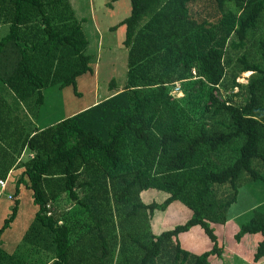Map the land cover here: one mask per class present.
I'll return each mask as SVG.
<instances>
[{"label": "trees", "instance_id": "obj_1", "mask_svg": "<svg viewBox=\"0 0 264 264\" xmlns=\"http://www.w3.org/2000/svg\"><path fill=\"white\" fill-rule=\"evenodd\" d=\"M130 3V15L111 28L126 30L122 91L31 133L0 90V179L16 183L15 205L0 229V264H219L226 248L214 225H227L244 178L264 181L258 167H264V63L238 57L233 81L244 103L224 101L218 88L264 19V0ZM83 21L70 0H0V25L8 26L0 38V82L30 104L33 116L46 89L76 90L78 79L92 73ZM246 72L248 84L237 83ZM175 84L189 98L212 87L207 121L195 133L183 128ZM25 149L34 156L10 172ZM22 186L37 211L22 241L7 251L1 236L17 217ZM151 189L169 196L146 204L141 196ZM63 195L74 203L69 212L54 208ZM174 203L191 218L156 235V212ZM195 227L213 243L200 255L181 241ZM231 234L237 243L259 235L254 262L264 260V213L256 211Z\"/></svg>", "mask_w": 264, "mask_h": 264}, {"label": "rangeland", "instance_id": "obj_2", "mask_svg": "<svg viewBox=\"0 0 264 264\" xmlns=\"http://www.w3.org/2000/svg\"><path fill=\"white\" fill-rule=\"evenodd\" d=\"M89 2L95 9L97 16L95 21L99 22L104 36V38L99 40L97 32L92 29L89 30L90 17L87 21H83L82 25L91 40L86 54L93 56L91 62L92 73L83 75L78 79L76 90L73 86L64 88L55 86L46 89L44 91L45 103L38 109L40 113L44 112L43 122L40 123V120L37 119L39 114L35 117L29 111L30 104H27V108L26 104L22 103L8 87L0 82L2 97L12 107L13 114L18 117L20 123L25 124L31 133L80 113L84 111L82 110L83 108L91 107L97 101L108 99L110 95L116 93V91L123 90L126 86L129 57L128 50L124 46L126 30L125 27H120L116 33H111V29L109 28L117 25L130 15V0H120L114 3L113 9H110L109 6L112 0H89ZM76 3L81 6V8H78V11L81 9L84 17H86L90 3H86L85 0H76ZM79 20H81V16ZM7 32L8 26L0 25V38L4 34L6 35ZM263 45L264 19L258 28L250 33L246 48L233 56L234 63L226 70V77L218 87L219 96L224 101L235 102L236 104H241L246 101V94H240L239 88L234 86L233 76L238 74L241 68L238 65L237 59L243 54H247L251 62L263 64ZM251 75L252 72L240 73L236 81L242 85H247ZM196 80L198 79L195 78L192 81H188L186 87L191 88ZM211 91L212 87L208 85L204 90L193 93L192 98L186 97L185 94L177 95L172 91L171 94L180 99L179 108H184L185 113L181 114L182 124L185 130L195 133L198 131L199 126L207 121L204 115V108ZM33 156L34 154L29 149H25L14 166V169L21 167L24 162ZM23 158L24 162L22 161ZM258 167L264 175V167H262V164L258 163ZM15 189L16 183L14 181L10 182L7 191L4 192L0 200V229L12 213V208L16 200H11L9 196L15 194ZM223 189L227 190L228 188L223 187ZM168 196L169 194L154 189L142 193V198L147 202L146 204L153 202L163 203ZM17 201H19L17 217L1 236V244L7 251H10L12 246L15 247L16 242L22 241V237L31 226L37 211L33 202L32 192L26 186H22ZM145 201L143 202L145 203ZM58 203V206L54 205L55 210L65 212H69L74 205L64 195ZM256 211L264 213V181L255 182L249 178H244L240 187L238 202L230 210L227 225H214L221 240V245H224L226 248L222 257V263L220 262L219 264H264V260L260 263L254 262V248L261 240L259 235L255 236L253 240L246 237L242 243H237L231 234L235 228L248 222ZM155 215L153 223L154 227H157V232L155 233L157 235V233L160 234L163 231L171 230L176 226L185 224L191 218V211L182 204L176 203L170 206L166 212L157 211ZM154 227L152 226V228ZM229 230L231 233H229ZM181 241L184 248L195 255H200L211 250L213 247V243L201 227H195L189 233L182 234Z\"/></svg>", "mask_w": 264, "mask_h": 264}, {"label": "crops", "instance_id": "obj_3", "mask_svg": "<svg viewBox=\"0 0 264 264\" xmlns=\"http://www.w3.org/2000/svg\"><path fill=\"white\" fill-rule=\"evenodd\" d=\"M71 1V4H72V7L74 8V10H75V12H76V14H77V17H78V19H80V16H81V20H84V21H87L88 20V18L90 17V19H91V21H90V29L89 30H95L96 32H97V37L99 38V40H101L102 38H104V36H103V31L100 29V25H99V22L98 21H95V18L97 17L96 16V13H95V9L93 8V6H91V3L89 2V0H85L86 1V3H90V8H88V14H87V16L86 17H84V15H83V11L81 10V9H79L80 11H78V8H81V6L80 5H78L77 3H76V0H70ZM117 3V2H116ZM113 8H114V6H113ZM113 8H110V9H113ZM119 24V23H118ZM117 24V25H118ZM83 26V25H82ZM112 27H114V26H112ZM112 27H110L109 29H111ZM84 28V27H83ZM85 30V29H84ZM110 32L111 33H116V32H112L111 30H110ZM85 33H86V36H87V39H88V41H89V45H90V42H91V40H90V38H89V36H88V34H87V32H86V30H85ZM101 33H102V35H101ZM91 56V55H90ZM93 57V56H92ZM93 60V59H92ZM92 62V61H91ZM89 74V73H88ZM116 88V87H115ZM118 90V89H117ZM120 91H122V90H120ZM120 91H116V93H114V94H112V95H110L109 96V98H111L112 96H114V95H116L118 92H120ZM108 98V97H107ZM99 102H101V101H97V102H95V103H93L92 105H91V107L92 106H94V105H96V104H98ZM90 106H88V107H85V108H83L82 110H86L87 108H89ZM44 112H39V115H38V118L37 119H39L40 120V123L41 122H43V120H44V114H43ZM53 125V124H52ZM51 126V125H50ZM49 127V126H48ZM44 128H46V127H44ZM44 128H40V130H42V129H44ZM26 155V154H25ZM25 155H24V157H25ZM23 162H24V158H23V160H22ZM18 162V161H17ZM16 162V163H17ZM15 169L13 168L10 172H13ZM142 197V196H141ZM2 198V197H1ZM1 198H0V200H1ZM142 200L143 201H145L143 198H142ZM145 203H147L146 201H145ZM176 203H174L173 205H175ZM172 205V206H173ZM152 226L154 227V223L152 222ZM153 230H154V233H156L157 232V227H154V228H152ZM158 234V233H157Z\"/></svg>", "mask_w": 264, "mask_h": 264}, {"label": "built area", "instance_id": "obj_4", "mask_svg": "<svg viewBox=\"0 0 264 264\" xmlns=\"http://www.w3.org/2000/svg\"><path fill=\"white\" fill-rule=\"evenodd\" d=\"M173 93L177 94V95H183V93L181 92V87L179 84H175V87L172 89ZM171 91V93H172ZM7 185H8V181L7 180H3L0 179V198L3 196L4 192L7 189ZM11 198V196L9 197Z\"/></svg>", "mask_w": 264, "mask_h": 264}, {"label": "clouds", "instance_id": "obj_5", "mask_svg": "<svg viewBox=\"0 0 264 264\" xmlns=\"http://www.w3.org/2000/svg\"><path fill=\"white\" fill-rule=\"evenodd\" d=\"M8 181V180H7ZM7 187H8V185H7ZM10 197V196H9Z\"/></svg>", "mask_w": 264, "mask_h": 264}]
</instances>
